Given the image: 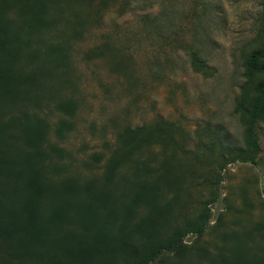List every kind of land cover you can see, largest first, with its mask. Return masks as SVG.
Segmentation results:
<instances>
[{
    "label": "rangeland",
    "instance_id": "1",
    "mask_svg": "<svg viewBox=\"0 0 264 264\" xmlns=\"http://www.w3.org/2000/svg\"><path fill=\"white\" fill-rule=\"evenodd\" d=\"M71 7L73 16L42 36L65 48V66H49L42 107L48 141L70 156L69 173L100 180L122 135L154 132L140 158L152 154L154 170L169 162L162 193L171 201L156 238L183 228L206 204L211 222L201 238L187 235L153 264H220L236 232L238 246L253 238L264 246V118L257 165L236 159L246 149L240 104L258 82L246 61L264 45V0H71ZM67 100L72 116L54 109ZM61 119L70 126L62 140L54 132Z\"/></svg>",
    "mask_w": 264,
    "mask_h": 264
},
{
    "label": "trees",
    "instance_id": "2",
    "mask_svg": "<svg viewBox=\"0 0 264 264\" xmlns=\"http://www.w3.org/2000/svg\"><path fill=\"white\" fill-rule=\"evenodd\" d=\"M65 14L73 16L71 0H0V264H153L178 249L187 235L201 238L211 210L206 204L183 228L156 238L169 221L171 201L162 193L169 191V162L154 170L152 154L140 158L154 132L122 135V146L105 163L100 180L69 173L70 156L48 141L50 124L42 107L52 80L49 66L66 61L63 44L42 36L57 30ZM246 66L258 82L248 84L253 98L240 104L247 119L246 149L236 159L257 165L264 45L250 53ZM54 104L56 111L73 115L71 100ZM69 129L61 119L54 132L62 140ZM125 167L129 171L121 172ZM239 233L233 235L239 251L223 250L217 255L220 264H264V246L254 238L238 246Z\"/></svg>",
    "mask_w": 264,
    "mask_h": 264
}]
</instances>
